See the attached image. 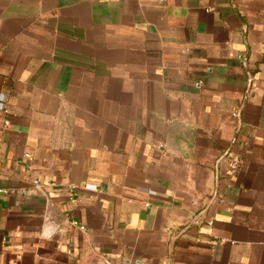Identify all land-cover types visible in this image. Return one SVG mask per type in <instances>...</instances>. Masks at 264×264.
<instances>
[{"label": "crops", "instance_id": "1", "mask_svg": "<svg viewBox=\"0 0 264 264\" xmlns=\"http://www.w3.org/2000/svg\"><path fill=\"white\" fill-rule=\"evenodd\" d=\"M1 94L0 264H264V0H0Z\"/></svg>", "mask_w": 264, "mask_h": 264}, {"label": "built area", "instance_id": "2", "mask_svg": "<svg viewBox=\"0 0 264 264\" xmlns=\"http://www.w3.org/2000/svg\"><path fill=\"white\" fill-rule=\"evenodd\" d=\"M6 107H7V98H6L5 95L1 94V95H0V110H2L3 112H7V108H6ZM161 147H163V146H161ZM33 184H34V186H36V187L41 186L39 180H35V181L33 182ZM2 192H3V191H2ZM70 201H71V202H75L74 188H72V189L70 190Z\"/></svg>", "mask_w": 264, "mask_h": 264}, {"label": "water", "instance_id": "3", "mask_svg": "<svg viewBox=\"0 0 264 264\" xmlns=\"http://www.w3.org/2000/svg\"><path fill=\"white\" fill-rule=\"evenodd\" d=\"M54 212H55V209L51 205V210H50L51 218L54 219L55 221H57L56 225L59 226L60 224H62V222L64 220V216H62V214H59V213L56 215Z\"/></svg>", "mask_w": 264, "mask_h": 264}]
</instances>
